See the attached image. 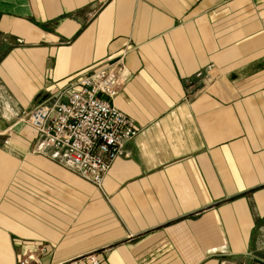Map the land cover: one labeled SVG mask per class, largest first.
<instances>
[{"label": "crops", "instance_id": "0c3cea01", "mask_svg": "<svg viewBox=\"0 0 264 264\" xmlns=\"http://www.w3.org/2000/svg\"><path fill=\"white\" fill-rule=\"evenodd\" d=\"M121 57L139 134L98 187L28 115ZM90 254L264 264V0H0V264Z\"/></svg>", "mask_w": 264, "mask_h": 264}, {"label": "built area", "instance_id": "2783aa9c", "mask_svg": "<svg viewBox=\"0 0 264 264\" xmlns=\"http://www.w3.org/2000/svg\"><path fill=\"white\" fill-rule=\"evenodd\" d=\"M123 71L121 57L85 75L78 89L55 101L45 100L28 115L29 125L43 141L65 150L77 172L98 187L114 161L125 154L127 142L139 134L134 119L114 104ZM84 258L85 262L76 259L71 264H104L94 254Z\"/></svg>", "mask_w": 264, "mask_h": 264}, {"label": "rangeland", "instance_id": "374dc122", "mask_svg": "<svg viewBox=\"0 0 264 264\" xmlns=\"http://www.w3.org/2000/svg\"><path fill=\"white\" fill-rule=\"evenodd\" d=\"M112 63V62H111ZM28 123V122H27ZM29 125V124H28ZM30 126V125H29ZM34 131V130H33ZM34 134H35V136H34V140L31 142V144H30V151L31 152H37V151H53V149L52 148H50V147H42V143L40 142V140H39V138H38V136H37V134L35 133V131H34ZM260 258H264V256H259ZM28 258H29V256H27V257H24V258H22L21 260H20V264H22V262H24V261H26V260H28Z\"/></svg>", "mask_w": 264, "mask_h": 264}]
</instances>
